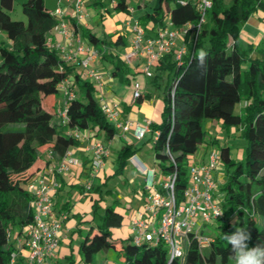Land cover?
Instances as JSON below:
<instances>
[{"label": "trees", "instance_id": "trees-1", "mask_svg": "<svg viewBox=\"0 0 264 264\" xmlns=\"http://www.w3.org/2000/svg\"><path fill=\"white\" fill-rule=\"evenodd\" d=\"M113 2L115 10L129 12L128 0ZM13 3L0 0V30L9 40L8 44L0 41V264H10L17 248L9 232L19 235L33 221L34 195L28 183L51 159L62 160L69 147L78 143L73 131L97 126L111 138L116 130L101 110L93 83L78 73L74 74L78 94L69 101L66 122L55 119V113L43 106V92H60L63 81L73 74V63L47 38L59 19L45 0L23 1L26 20L11 17ZM256 10L264 11V0H211L205 21L198 27L201 13L195 0L184 4L152 0L139 17L152 33L148 35L164 27L166 20L175 27L194 24L180 37L186 46L182 57L175 59L176 48H170L153 62L154 74L151 69L149 75L160 84L161 71L168 70L163 117L159 123L150 122V129L157 131L153 136L155 164L159 172L174 175L178 198L187 187L190 165L198 162L193 154L209 142L204 126L207 120L241 129L246 140L243 159L231 156L229 144L219 145L226 169V180L220 187L224 214L203 224L215 225L213 240L200 243V237L208 235L204 228L190 231L183 235L184 252L171 257L163 242L137 243L132 235L116 236L114 229L122 227L125 213L118 205L102 207L98 199L92 205L93 215L78 255H66V264H98V254L111 249L119 250V264H235L230 245L223 239L235 227L251 232L250 247L264 244V45H244L240 40L242 24ZM149 19L150 25H146ZM83 34L102 58L114 61L112 74L128 81L130 66L112 51V47L125 44L123 36L100 39L89 27L83 28ZM201 48L209 53L204 67L196 59ZM145 96L141 93L136 99ZM238 103L242 111L236 110ZM62 125L67 132L61 130ZM131 153L129 146L122 149L120 163ZM23 259L21 254L18 261Z\"/></svg>", "mask_w": 264, "mask_h": 264}, {"label": "built area", "instance_id": "built-area-1", "mask_svg": "<svg viewBox=\"0 0 264 264\" xmlns=\"http://www.w3.org/2000/svg\"><path fill=\"white\" fill-rule=\"evenodd\" d=\"M75 5L76 15L83 17L82 5L85 0H66ZM187 0H178L184 4ZM201 16L198 27L205 21L206 13L211 7V0H195ZM52 13L59 19L58 28L67 38L73 35L63 20V7L57 6ZM194 24H186L175 27L170 20H166L164 27H157L155 35L146 36V28L138 20L129 21L128 29L131 33L129 46L122 54L126 63H132L133 59L141 55L142 70L146 75H151L153 62L161 57L170 48L176 46L175 59L179 60L186 49L185 43H177V38L182 37ZM84 51V55H79ZM100 55V51L93 45H86L82 39H77L74 50L66 53V59L79 62L83 67L85 78L92 83H100L102 74L92 63ZM74 81L66 78L60 90L63 92V104L57 110V115L66 122L68 119L69 101L75 96ZM133 97L138 98L141 93L139 81L133 82ZM100 107L106 119L113 125H119L118 119L121 109L118 103L106 101L103 97ZM131 122L128 120V124ZM88 129L75 130L73 134L77 138L82 135L87 136ZM139 136H143L146 131H151L150 121L137 128ZM157 131H155V134ZM93 157L90 160V173L97 175L100 168L105 163V158L109 154L108 146L101 141L92 142ZM220 160L217 150H211L207 163L196 162L189 167L188 184L184 189L181 198H178L174 188V175L169 174L168 179L160 181L158 184L154 180V170H148V189L151 196L148 201L133 214L130 226L134 230L133 239L137 243L144 241L163 242L168 247L171 257L180 256L184 252L183 235L190 231H195L194 226L198 220L202 224L211 223L222 216H217V211L223 212L221 199L216 196L217 182L213 177V171ZM77 158L71 156L69 149L62 160L56 166H49L48 172L53 174L68 171L71 166L78 165ZM46 176L35 177L28 183V189L33 193V221L23 228L22 233L13 235L17 248L12 252L10 264H43L60 246V226L61 222L67 218V212H62L60 217L54 218V202L52 194L57 184L50 185L46 181ZM92 185V180L86 182V187ZM160 186V187H159ZM154 187V188H153ZM197 230L196 232H198ZM213 240L210 235H202L200 243L207 244ZM24 257L20 263L19 256Z\"/></svg>", "mask_w": 264, "mask_h": 264}, {"label": "crops", "instance_id": "crops-1", "mask_svg": "<svg viewBox=\"0 0 264 264\" xmlns=\"http://www.w3.org/2000/svg\"><path fill=\"white\" fill-rule=\"evenodd\" d=\"M95 1L97 0H85L84 6H82V11L86 9V5L88 3ZM113 1L114 0H111L112 3H114ZM45 3L51 9H54L57 6H62L64 11V23H66V25L73 31V35L69 38L61 33V31L56 27H54L47 33V38L50 44L57 47L63 57H66L67 51L75 49L77 45V39L79 38L82 39L86 43V45L94 46V44L84 36V27H89L94 33H96V35L100 39L112 40L120 34L125 39L126 44L127 42L124 34L127 31L126 27H128V22L134 20H138L139 22H141V20L139 19L140 15L144 14L152 4L149 0L148 2L138 0V6L145 8V11L138 16L132 15V10L135 8L129 3V12L118 11L114 8L112 12L109 10L104 13L97 12L93 16L83 12V17L80 18L76 15L75 5L73 3L67 2L66 0H51L50 4H48V2L45 0ZM99 19H102V22H100ZM150 22L151 21L149 19L146 25H150ZM95 26H100L102 28V31H97ZM123 28H125L126 31H122ZM2 33L3 30H0V34ZM148 33L150 32L146 31V36L151 37L154 36L155 31L153 32V35H148ZM240 40L244 45L247 43L264 45V11L256 10L242 24L240 29ZM181 42L182 40L180 39V37H178L177 43L179 44ZM174 48H176V46H174ZM79 55H84V51H81ZM100 57L101 55H99V57L92 63V65L97 68L102 74L101 82L93 83L95 87V95L99 102L103 97L106 101H109L111 103H118L122 111L118 119L119 125H114L116 130L115 134L111 138H108L105 131L103 129H99L97 126L89 128L87 130V136L82 135L81 138H79L77 144L69 147L71 156L77 158L79 164L71 166L68 171L58 172L55 174L47 171L49 166H56L59 163V161H57V158L55 157L54 159H51V162L48 166L44 167L37 173L36 177L45 175L48 184H57V187L52 194L54 202V218L60 217V214L62 212H67L68 215L67 218L61 222L59 230L60 246L58 250L53 253L43 264H60L61 259H64L66 255L70 253H72L73 255H78V248L80 243L78 242V239L79 236L83 235V233H85L89 227V221L91 219L89 218L88 214H90V212L92 211V205L94 201L100 199L98 200V203L101 206L108 204H105L104 200H101L103 198L102 183H109L112 177L116 174L120 176L121 180L127 179V177L123 174L121 168L117 166L115 167L114 165L110 164V151L108 156L105 158L104 165L100 168L97 175H91L90 160L93 157L92 142L94 140L101 141L108 146V149L112 147V144H120L121 142L123 143L124 140L127 141V144L130 145L131 143H133V141L136 140L137 137H142L139 136L137 128H140L141 126L147 124L148 121L159 123L163 117L164 101L162 94H164L163 87L165 81L162 85V90L157 93V96H155L154 99H145L149 94L146 81L145 83H143L142 93L146 94L147 96H145L142 100L133 97V82L139 80H137V77L136 79H132L131 77L132 72L134 71L143 72L142 61L144 58L141 55L135 57L132 63H128L130 69L132 70V72L126 74V77H128V81H123L117 76H114L112 74L113 67L110 68L109 66H107L104 59H102L103 67L105 66L106 68L100 67ZM69 62L73 63L72 69L74 71L73 74L70 75V78L74 81L75 93L78 94V91H76L78 90V87L75 84L74 74L78 73L81 77L85 78L83 67L79 62H74L72 60H69ZM239 107L242 111V104H240ZM55 119L58 120L61 118L57 115L55 116ZM128 120L131 122L130 124H128ZM207 121V126L205 127V129L209 142L203 144L197 150V152L193 154L194 158H196L198 162L202 163H207L209 161V156L207 159V155L205 154L209 148L219 151L220 144L225 143L231 146V140L233 137L240 135L242 136V130L235 128V126L224 127L221 121ZM61 130L64 132L68 131L65 125L61 126ZM155 131L149 132L150 134H152V136H154ZM129 140L132 142L130 143ZM233 145L234 146H231L230 150L231 156L235 159H243L245 155V146L242 147L241 143L238 144L237 142H234ZM45 156L47 157V153L45 154ZM126 164L131 166L130 169L133 170V174L131 172L133 177H139V174L145 175V184H148L147 182L150 175L146 172L153 169L148 167V161L140 152L132 150L131 155L126 160ZM213 177L217 182V189L215 191V194L220 199H223L224 192L220 190V187L226 180V169L221 158L217 164V167L213 171ZM90 180H92V185L87 188L86 182ZM74 189L75 191L73 192ZM143 196L146 197L145 202L138 208L133 209L131 218L136 210L141 208L148 201V195L146 196V194H144ZM117 201L119 204L117 203ZM120 203L121 199H118L113 204L118 205L117 208L120 211L125 212L122 209L123 207L120 206ZM115 235L118 236L117 234ZM105 261V258L100 259L98 257V264H105Z\"/></svg>", "mask_w": 264, "mask_h": 264}, {"label": "rangeland", "instance_id": "rangeland-1", "mask_svg": "<svg viewBox=\"0 0 264 264\" xmlns=\"http://www.w3.org/2000/svg\"><path fill=\"white\" fill-rule=\"evenodd\" d=\"M23 1L24 0H14L13 7L12 9L9 10V13L13 19L26 20V15L22 11ZM46 1L48 2V4H50L51 0H46ZM142 1L144 2L148 0H142ZM149 1L150 3H152V0H149ZM128 2L135 8L132 10L133 16H138L139 14L145 11L144 7L138 6V0H128ZM82 6H84V3ZM107 10L111 12L114 10L113 3L111 2V0H97L95 2L88 3L86 5V9L83 10V12L93 16L97 12L104 13ZM99 20L100 22H102V19H99ZM95 27L97 31L99 32L102 31V28L100 26L98 27L95 26ZM126 29L127 31L125 30V28H123L122 31H126L124 35H125L127 43L124 45H118V46L112 47V51L115 53L116 56L122 57L123 52H125L129 46L131 33L129 32L128 27H126ZM0 41H3L5 44H8V40H7V37L4 31L2 34H0ZM102 59L105 60L106 65L109 66L110 68L114 66V61L106 57L105 58L100 57L99 58V63L101 65L100 67L106 68L105 66L103 67ZM151 69H152V73L154 74L153 67H151ZM167 71L168 70L166 69L161 71V75L157 79V82L159 81L160 85L157 84L156 81H153L152 79L153 75L146 76V74L142 71L132 72L131 78L136 79L137 77V80H139L142 83L141 90L143 89V83H145L146 81L149 94H148V97H146L145 99H149V98L154 99V97L157 96V93L162 90V85L166 79ZM63 101H64V98H63L62 91L55 93V94H51V95L46 94L44 92L42 94L43 106L52 110V112L55 113L54 117L57 116L56 109L58 105L60 106L61 104H63ZM239 106L240 104L238 103L236 105L237 111L240 110ZM207 122H205V127L207 126ZM153 138L154 137L152 136V134H150V132L148 131L142 137H137L136 140L133 141V143H131L132 141L129 140V142L131 143L130 145L127 144V141L124 140L123 143L121 142L120 144H117V143L112 144V147L109 149V151L111 152L110 153L111 157L109 159L110 164L114 165L115 167L117 166L121 168V170L123 171V174L127 177V179L121 180L120 176L116 174L115 176L112 177L109 183H102L103 198L101 200H104L105 204L107 203L113 204L116 200L121 199L120 206L123 207L122 209L125 211L124 212L125 218H124L122 227L114 230L115 232L114 234H117L118 236L125 237L128 235L130 236L134 234V230L131 228L130 223H129L131 215H132V211L133 209L138 208L139 206H141V204L145 202L146 197L143 196L144 194H146V196L148 195V197L151 196V190L148 189V186L145 184V175L139 174L140 175L139 177L138 176L133 177L132 175L133 170L130 169L131 166L127 165L126 162L124 161L120 163V159H119L120 151L124 149L125 147L129 146L132 150H135L136 152H140L148 161L149 163L148 167L154 170V173H155L154 180L157 183L156 185H159L158 183L160 181H165L169 177V174L159 172L158 166L155 164V156H154L155 152L153 149ZM231 142H232L231 146H234L233 145L234 142H237L238 144L241 143L242 147L246 146V140L241 135L233 137ZM211 150L212 149L209 148L208 151L205 153L207 155L206 156L207 159H208V156ZM116 159H117V162H116ZM120 165H122V167H120ZM74 191L75 189L73 190V192ZM101 209L103 210V208ZM92 215H93V212L91 211L90 214H88L90 219L92 218ZM201 228H204L206 234L208 235L213 236L216 234L215 225H211V224L203 225L202 221L198 220V222L194 226V229L195 231H197V230H200ZM84 235L85 233L79 236L78 242L82 241V239L84 238ZM98 257L100 259L105 258L106 260L105 264H119L122 258L119 250H115V249H111L107 253L100 252L98 254ZM61 261L63 262L64 260L61 259ZM62 264H66L65 261Z\"/></svg>", "mask_w": 264, "mask_h": 264}, {"label": "clouds", "instance_id": "clouds-1", "mask_svg": "<svg viewBox=\"0 0 264 264\" xmlns=\"http://www.w3.org/2000/svg\"><path fill=\"white\" fill-rule=\"evenodd\" d=\"M208 51L201 48L196 53V59L200 67L207 63ZM222 211H217V216H222ZM235 227V221H234ZM224 241L230 245V252L235 264H264V244L258 243L255 246L249 245L252 239L251 232L248 229L235 227L231 233H225Z\"/></svg>", "mask_w": 264, "mask_h": 264}]
</instances>
